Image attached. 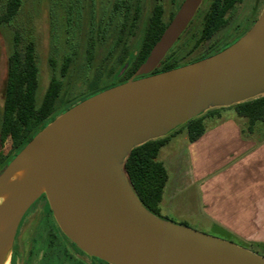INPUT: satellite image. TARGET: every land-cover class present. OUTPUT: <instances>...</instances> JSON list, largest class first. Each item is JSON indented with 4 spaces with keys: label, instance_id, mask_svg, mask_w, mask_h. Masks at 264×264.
<instances>
[{
    "label": "water",
    "instance_id": "water-1",
    "mask_svg": "<svg viewBox=\"0 0 264 264\" xmlns=\"http://www.w3.org/2000/svg\"><path fill=\"white\" fill-rule=\"evenodd\" d=\"M202 0H182L134 77L78 102L40 130L0 173V264L20 221L45 195L63 235L109 264H264V256L150 213L123 165L129 152L210 108L264 95V5L234 43L152 74Z\"/></svg>",
    "mask_w": 264,
    "mask_h": 264
},
{
    "label": "rangeland",
    "instance_id": "rangeland-1",
    "mask_svg": "<svg viewBox=\"0 0 264 264\" xmlns=\"http://www.w3.org/2000/svg\"><path fill=\"white\" fill-rule=\"evenodd\" d=\"M6 1L0 0L1 12ZM157 1L162 4L165 21L170 13L174 10L176 12V6L182 2V0H21L20 9L13 20L9 23H0V104L3 100L7 58L13 46L14 34L20 37V47L27 42L34 44L39 70L37 101L40 102L43 98L50 80L56 78L62 83L58 107L64 110L74 102H81L92 94L103 91L111 83L119 67L120 57L129 51L138 50L142 32ZM210 1L202 0L185 33L169 50L170 56L179 64L213 52L217 46L226 43L225 41L229 40L236 30L249 27L252 18L255 16L256 19L260 13L264 2L243 0L236 4L227 14L226 25L209 39L201 40L203 16ZM136 4L140 8V14L129 31ZM238 35L236 34L234 38ZM223 113L224 116L236 118L232 109H226ZM240 119L246 122V119ZM221 120L217 118L207 120L206 131L214 128ZM195 148V143L188 141L186 130L182 129L170 137L169 142L160 149L158 160L166 167L168 180L156 216L247 248L246 244L225 235L208 220L210 216L204 207L202 188L200 183L194 180L195 175L192 172L198 160ZM9 150L8 142L3 146L0 144V154H8ZM210 161L215 166V158H210ZM49 210L46 197L38 198L29 207L20 221L14 245L7 255L8 264H11L14 256L12 252L18 251L23 256L30 247L46 244L47 231L55 228V220ZM54 231L58 236L57 243L62 242L56 228ZM250 249L264 256L263 249L255 246ZM33 260L36 261L37 258L34 257Z\"/></svg>",
    "mask_w": 264,
    "mask_h": 264
},
{
    "label": "trees",
    "instance_id": "trees-1",
    "mask_svg": "<svg viewBox=\"0 0 264 264\" xmlns=\"http://www.w3.org/2000/svg\"><path fill=\"white\" fill-rule=\"evenodd\" d=\"M242 1L243 0H211L208 9L203 16L200 39H209L214 33L225 26L227 23V14L236 4H239ZM20 6L21 0H7L4 9L2 12L0 11V23L11 22L18 13ZM178 6L179 4L176 6V9ZM163 13L162 4L157 1L148 18V23L145 27L137 55L130 61L129 73L136 71L137 67L145 60L152 46L172 19L175 10L170 13L167 21L163 19ZM139 14L140 8L136 4L134 7L132 22H130L129 31H131L135 21H137ZM255 20L254 16V18H252V24ZM250 26L236 30L231 38L225 41L226 43L217 46L213 52L200 55L182 64L176 62L175 59L170 56L168 51L152 74L164 72L211 56L234 43L250 28ZM185 31L180 35L178 40L182 37ZM236 34L239 35L234 38ZM178 40L176 42H178ZM66 62L68 63V59ZM125 62L126 56H121L118 62L119 67L113 77L116 76ZM38 75L39 70L36 62L34 44L32 42H27L20 47V37L19 35L14 34L13 46L7 58L4 94L2 103L0 104V144L3 146L8 142L10 144V150L8 154H0V172L49 122L59 114L77 104L74 102L73 104H70L67 109H59L60 106L58 107V101L62 91V83L56 78L50 80L43 98L38 102L36 97L39 86ZM116 83L117 81L111 80V83L107 85L105 89L114 86ZM226 109H232L238 117L246 119L245 129L241 130V133H261V130L264 129L263 95L227 107L208 109L200 115L187 120L182 125L170 131L167 135L148 140L145 143L134 147L129 152L123 165L125 175L137 199L150 213L154 215L158 214L164 188L168 180L167 170L164 164L158 160L160 149L169 142L170 137L178 134L182 129L186 130L189 142L196 141L207 129L205 122L213 118L220 120L226 118V116L223 115V111ZM41 197L45 198V195H41L39 199ZM54 225L60 234V237L66 239L56 222ZM55 228H51L50 231H54ZM215 228L218 229L217 227ZM218 230L225 235H228L224 229ZM57 238V235L52 234L49 238L50 243L48 244L55 246L64 245V242L58 241L57 243ZM11 264H15L14 256L12 257Z\"/></svg>",
    "mask_w": 264,
    "mask_h": 264
},
{
    "label": "crops",
    "instance_id": "crops-1",
    "mask_svg": "<svg viewBox=\"0 0 264 264\" xmlns=\"http://www.w3.org/2000/svg\"><path fill=\"white\" fill-rule=\"evenodd\" d=\"M245 123L237 115L226 116L192 142L198 154L192 172L211 224L248 249L264 250V129L241 133Z\"/></svg>",
    "mask_w": 264,
    "mask_h": 264
},
{
    "label": "flooded vegetation",
    "instance_id": "flooded-vegetation-1",
    "mask_svg": "<svg viewBox=\"0 0 264 264\" xmlns=\"http://www.w3.org/2000/svg\"><path fill=\"white\" fill-rule=\"evenodd\" d=\"M144 30L142 32L141 39L143 37ZM137 52L138 50L136 52L129 51L124 54V56H126V62L119 69L116 76L113 77V80L117 81L114 86L124 83L131 78L135 79L140 77H134L135 71L129 73L128 70L130 61L136 57ZM52 234L56 235L55 231H47L48 238L46 244L43 246L30 247L23 256H21L18 251L12 252L15 257V264H109L96 257L89 256L87 253L77 248L68 238H66L68 241L66 239H62V242H64V245L62 246L49 245V238ZM65 241H67L68 244ZM34 257L37 258L36 261L33 260Z\"/></svg>",
    "mask_w": 264,
    "mask_h": 264
},
{
    "label": "bare ground",
    "instance_id": "bare-ground-1",
    "mask_svg": "<svg viewBox=\"0 0 264 264\" xmlns=\"http://www.w3.org/2000/svg\"><path fill=\"white\" fill-rule=\"evenodd\" d=\"M3 264H8V260L5 259L4 262H3Z\"/></svg>",
    "mask_w": 264,
    "mask_h": 264
}]
</instances>
